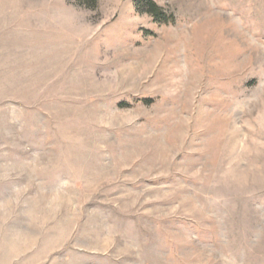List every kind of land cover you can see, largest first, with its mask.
<instances>
[{
    "label": "rangeland",
    "instance_id": "rangeland-1",
    "mask_svg": "<svg viewBox=\"0 0 264 264\" xmlns=\"http://www.w3.org/2000/svg\"><path fill=\"white\" fill-rule=\"evenodd\" d=\"M0 264H264V0H0Z\"/></svg>",
    "mask_w": 264,
    "mask_h": 264
},
{
    "label": "trees",
    "instance_id": "trees-1",
    "mask_svg": "<svg viewBox=\"0 0 264 264\" xmlns=\"http://www.w3.org/2000/svg\"><path fill=\"white\" fill-rule=\"evenodd\" d=\"M148 11H149V13L151 14V15H153V16H155L156 18H158V19H160V17H161V13L159 12L160 10H157L156 8H155V6L150 2V3H148Z\"/></svg>",
    "mask_w": 264,
    "mask_h": 264
}]
</instances>
